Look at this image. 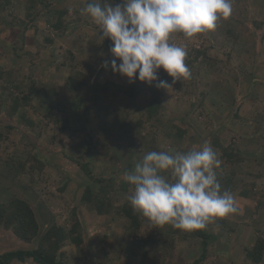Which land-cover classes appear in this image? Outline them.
Returning a JSON list of instances; mask_svg holds the SVG:
<instances>
[{
    "label": "rangeland",
    "instance_id": "rangeland-1",
    "mask_svg": "<svg viewBox=\"0 0 264 264\" xmlns=\"http://www.w3.org/2000/svg\"><path fill=\"white\" fill-rule=\"evenodd\" d=\"M40 1L29 18L30 0L17 4L0 0L6 5L0 10V27H5L0 31V201L11 196L25 200L36 214L40 232L54 222L68 228L75 210L82 244L76 248L66 242L61 249L69 264H138L142 259L145 264H191L201 252L196 231L155 226L137 213L141 227L136 240L130 237V221L121 208L130 205L131 189L120 185L126 183L123 174L130 171L129 165L145 153L138 137L133 140L135 151L117 148L115 138L121 124L127 123L162 151H187L208 141L222 161L217 170L222 190L234 194L238 212L203 230L212 238L202 264H253L246 252L257 238L264 239V0H232V14L221 18L211 32L191 39L173 34L169 42L186 49L191 78L172 84V78L159 70V79L167 80L172 89L136 79L129 82L111 71L112 42L104 47L106 38L100 40L99 26L82 11L87 0ZM55 3H63L66 11L63 32L58 33L49 27ZM43 6H49L47 17ZM47 37L53 42L45 45ZM203 48L206 59L194 60L196 49ZM105 61L109 67H104ZM29 74L33 81H28ZM72 74L85 85L78 96L62 90L61 98L52 97ZM22 95H28L29 104L12 113L10 100ZM93 96L98 100L94 102ZM155 102L159 111L149 119L147 109ZM61 107L66 108L68 121L63 133L49 117L60 119ZM175 126L185 134L178 137ZM99 128L112 143L106 160L96 159L97 144L87 153ZM87 135L90 139L81 142ZM222 149L231 152L233 161ZM79 163L87 164L90 179ZM91 179L109 183L105 186L114 206L111 214L97 215L82 200L86 186L93 190L89 196L98 191ZM33 246L0 227V253Z\"/></svg>",
    "mask_w": 264,
    "mask_h": 264
},
{
    "label": "clouds",
    "instance_id": "clouds-1",
    "mask_svg": "<svg viewBox=\"0 0 264 264\" xmlns=\"http://www.w3.org/2000/svg\"><path fill=\"white\" fill-rule=\"evenodd\" d=\"M82 11L99 26L100 40L112 42L113 73L172 89L177 80L190 79L191 71L186 49L170 43V37L180 33L191 39L215 30L221 18L230 17L233 5L232 0H120L113 6L109 0H92ZM161 69L172 84L159 79ZM221 164L208 141L187 151H149L123 174L131 189L130 206L155 226L205 230L238 212L236 197L222 190L218 179Z\"/></svg>",
    "mask_w": 264,
    "mask_h": 264
},
{
    "label": "trees",
    "instance_id": "trees-1",
    "mask_svg": "<svg viewBox=\"0 0 264 264\" xmlns=\"http://www.w3.org/2000/svg\"><path fill=\"white\" fill-rule=\"evenodd\" d=\"M41 1L40 0H30L29 5L27 6V16L30 18L32 13V8L36 7ZM92 2V0H87V4ZM98 2L103 3L104 0H98ZM109 2L112 3L113 6L115 4L120 3V0H109ZM6 5L0 3V10L4 8ZM48 9V6L45 7V9ZM45 9L43 11H45ZM46 9V10H47ZM46 12V11H45ZM66 11L62 10L58 13V16L56 19H50L49 20V27L52 28V30H60L63 26L62 18L65 17ZM258 27V26H257ZM263 27L262 24H260V28ZM259 28V27H258ZM44 42L46 44L52 43V38L49 39L48 37L44 39ZM104 47L107 48L110 47L111 43L108 38H106L103 43ZM196 57L194 60H205L207 50L206 49H196L195 51ZM38 66V65H37ZM76 74H72L68 76L63 84L59 87V90L52 94V97H60L61 98V91H66L70 94L77 95L83 90L85 85H83V81L80 80ZM7 77H9L7 75ZM28 81H33V75L29 74L27 76ZM63 97V96H62ZM81 98H78L80 100ZM94 102L98 100L97 97L91 98ZM30 99L28 98V95H22L21 98H15L13 97L10 104V111L12 113L16 112V110L20 106H26L29 104ZM83 101V99H81ZM159 111V105L155 102L150 108L147 109V112L149 113L147 118L153 119L155 117L156 113ZM59 114H61V118L54 115H50L49 117H53V120L55 123L58 124V131L60 133L65 132L67 129V116H66V108L61 107L58 109ZM29 124L32 126V123L29 122ZM69 130V129H68ZM176 135L178 137H181L183 134H185L183 129H180L175 126ZM84 131V130H83ZM97 137L93 140L90 139V135L85 136V138L82 137L81 142H84L88 139H90V148L87 150V153L89 150H94L92 148L93 144H97L98 149L94 150L95 156L97 160H102L104 158L105 160L109 156V154L112 153V143L109 140V136H106L105 130L102 128H99L96 130ZM170 135V133H167ZM138 137L139 141L143 144L141 151L143 153H147L149 151H162L161 148H159L156 144H153L148 137L142 134L140 129L134 128L132 126H129L127 123H122L121 126L118 128L116 132V138H115V144L117 148H129V151H135L134 149V137ZM3 137V134L0 132V139ZM88 138V139H87ZM119 142L121 145L117 144ZM150 143V145H149ZM216 146H219L218 143L215 144ZM77 146V145H76ZM75 146V147H76ZM115 147V148H116ZM264 149V146H263ZM222 154L229 160H232V154L231 152H228L226 150L222 149ZM138 157V156H137ZM137 160V158H136ZM135 164V163H134ZM134 164H130L128 169L131 171L134 167ZM19 168L22 167V165L18 164ZM80 169L83 171L86 176H90L89 169L87 167V164H78ZM44 165L40 163L38 165V169H43ZM90 179V177H89ZM92 180V179H91ZM95 183L98 185V191L96 192V195L89 196V194L93 191L90 186H86V189L83 194V199L85 200L92 209L96 212L97 215H109L112 213L114 206L111 204V201L106 196V193L108 192L106 186H108L109 183H104V180L100 179H93ZM106 185V186H105ZM127 183L122 182L120 185V188L123 190L126 189ZM254 186V184H252ZM242 196L245 195V192L242 191ZM130 204V203H129ZM122 213L125 215L127 219L130 221V227L132 233H130V237L134 240L137 239V232L139 231L141 227V222L139 218H137V213L135 214L132 210L130 205L122 206L121 208ZM0 227L3 228L6 231H10L13 233V235L19 239L21 242L25 244H33L34 246L30 249H22V250H15V251H4L0 253V264H12L13 262H18L20 264L26 263L28 260L31 262V264H69L65 262L64 254L62 253L61 249L65 245L66 242L71 243L76 248L80 247L82 244V231H81V224L78 221V218L76 216V211H71L70 221L68 228L63 227L62 225L59 226L55 222L50 224L46 230L43 232H40V228L37 222L36 214L33 212L32 208L29 206V204L23 200L16 198L14 196H11L9 199H6L4 201H0ZM200 240V254L197 257L196 260H194L191 264H202L206 260L207 255V246L208 242L211 240L210 235H206L203 230L196 231L195 234H193ZM150 241V237L148 238L147 242ZM33 242V243H32ZM147 254V252L145 253ZM144 254V256H145ZM264 255V239L263 238H257L255 241L252 249L247 250L246 256L250 259V261L253 264H261L263 260ZM145 259H142L138 264H145ZM126 264V263H121Z\"/></svg>",
    "mask_w": 264,
    "mask_h": 264
},
{
    "label": "crops",
    "instance_id": "crops-1",
    "mask_svg": "<svg viewBox=\"0 0 264 264\" xmlns=\"http://www.w3.org/2000/svg\"><path fill=\"white\" fill-rule=\"evenodd\" d=\"M61 1H63V3H65L66 0H61ZM66 2H67V1H66ZM63 3H62V4H63ZM62 4H60V3H55V4H54V7H53V8L56 9V11H55L56 13H55V14L52 13L53 18H51V19H53V20L56 19L57 16H58V13H59L60 11L64 10V7H63ZM37 6H38V5H37ZM37 6L32 8V12H33V11L35 12V10L37 9ZM39 6H40V5H39ZM48 8H49V6H48ZM44 9H45V6L42 7L41 12H43V15H45V17H47L48 14H49V15L51 14V12L46 11L47 8L45 9L46 12L43 11ZM63 18H64V17H63ZM63 18H62V19H63ZM4 28H5V27H4V24H3V25L0 27V31H3ZM52 31H53V30H52ZM53 32H57V33H58V32H63V26L61 27L60 30H58V31L54 30ZM44 43H45V42H44ZM45 45H48V44H45ZM42 59H44V57H43ZM33 212H34V211H33ZM78 221H79V220H78ZM37 222H38V221H37ZM79 222H80V221H79ZM80 223H81V222H80ZM38 224H39V223H38ZM46 229H47V228H46ZM13 263H15V262H13Z\"/></svg>",
    "mask_w": 264,
    "mask_h": 264
},
{
    "label": "built area",
    "instance_id": "built-area-1",
    "mask_svg": "<svg viewBox=\"0 0 264 264\" xmlns=\"http://www.w3.org/2000/svg\"><path fill=\"white\" fill-rule=\"evenodd\" d=\"M11 3H13V4H17V3H19V1L21 2L22 0H9Z\"/></svg>",
    "mask_w": 264,
    "mask_h": 264
}]
</instances>
